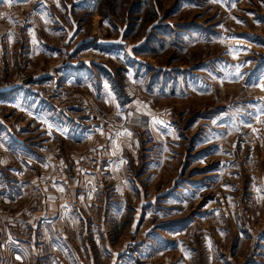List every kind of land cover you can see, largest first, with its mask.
Listing matches in <instances>:
<instances>
[{"label":"rangeland","instance_id":"rangeland-1","mask_svg":"<svg viewBox=\"0 0 264 264\" xmlns=\"http://www.w3.org/2000/svg\"><path fill=\"white\" fill-rule=\"evenodd\" d=\"M46 2L16 4L23 21L58 14L51 40L66 36L68 64L26 61L13 42L0 85L49 71L106 78L119 96L67 86L102 105V123L23 91L25 109L0 105V264H264V0ZM92 123L96 137L84 135Z\"/></svg>","mask_w":264,"mask_h":264},{"label":"crops","instance_id":"crops-1","mask_svg":"<svg viewBox=\"0 0 264 264\" xmlns=\"http://www.w3.org/2000/svg\"><path fill=\"white\" fill-rule=\"evenodd\" d=\"M33 1V0H30ZM49 2L48 6H60L62 3V0H48ZM42 4V3H41ZM45 7V4L43 5ZM42 6V7H43ZM0 22H5L4 28L2 31H0V51H3L4 48L7 47V45L12 44L13 42H24V48L22 49L23 55L27 58L26 61H35L36 58H41L42 56L48 57V58H54L55 56L57 57L58 55V46H53L52 43V38L54 36L59 35L58 33V24H59V19H58V14L57 15H52L50 14V17L52 18L49 22L45 21H39L36 19L37 16H40V9L37 10V13L33 11L31 12L30 18L23 21L21 18L23 15L19 13V4H12V5H7V3L3 0V2L0 4ZM46 8V7H45ZM43 8V9H45ZM21 10L22 6H21ZM20 29V34H15L16 32H12L11 28L16 27ZM6 56H7V62L10 61L12 62L14 58V55L11 53V51H6ZM17 57V56H16ZM13 65V62H12ZM57 71L54 70V73H61L59 70V67H56ZM46 75H40V77H36L38 79H43L46 77H50L53 74H49V71L46 72ZM128 79L124 80V91L127 92L129 91V87H131V81H129V76L127 77ZM83 81H76L75 78H71L69 76H66L64 78V81L67 85H72L75 87H80V86H87V89H84L86 91H93L94 88L96 90H99L105 94H108L111 97L117 98L119 95L113 90L111 86V82L107 81L106 78H100L98 79L99 84L97 83L96 86H94L92 83ZM20 93L16 91H11L7 93L5 90L0 91V105H7V106H15L16 108L19 107L20 109H25V103L22 101V98L20 99ZM124 95V94H123ZM15 97V98H14ZM121 103L118 102L117 105ZM131 103H136L135 100H133ZM147 106V104H145ZM143 107V111H153L150 108H152L150 105L147 107ZM153 109V108H152ZM138 121L136 123V128H137ZM109 125H114L113 123L108 124ZM87 127H83L86 132H84V135L86 136H91V137H96L99 134V128H103L101 124H96L92 123L90 125H86ZM141 135V134H140Z\"/></svg>","mask_w":264,"mask_h":264},{"label":"built area","instance_id":"built-area-1","mask_svg":"<svg viewBox=\"0 0 264 264\" xmlns=\"http://www.w3.org/2000/svg\"><path fill=\"white\" fill-rule=\"evenodd\" d=\"M58 56L64 63H67V58L70 53L67 49L66 36L62 35L58 45ZM78 53H74L71 56V62L78 59ZM0 68L4 65L2 57H0ZM68 64V63H67ZM62 77H46L43 79L35 78L32 75H21L18 82L11 84L4 82L0 85V91H23L26 92L34 101L35 105L39 102L45 106H51L57 115L61 118H66L72 122H106L108 120V114L106 110L96 103V101L90 97V95H82L80 93H74L72 95L67 94V84L62 82ZM86 92V91H85ZM117 113L123 116L129 115V108L126 103H119L117 105ZM137 130L141 134L144 142L147 145H152L155 142L152 129L149 122L145 118H140L137 124ZM125 259L119 257L115 259V264H123Z\"/></svg>","mask_w":264,"mask_h":264},{"label":"snow or ice","instance_id":"snow-or-ice-1","mask_svg":"<svg viewBox=\"0 0 264 264\" xmlns=\"http://www.w3.org/2000/svg\"><path fill=\"white\" fill-rule=\"evenodd\" d=\"M0 2H3V0H0ZM12 2H15V3H27V0H9V3H12ZM260 87H261L262 90H264V84H261ZM154 123H163V121H156L154 119ZM128 135H131V133H128Z\"/></svg>","mask_w":264,"mask_h":264}]
</instances>
